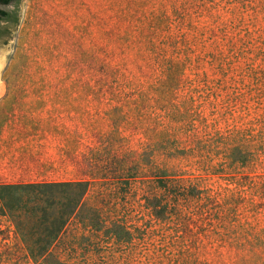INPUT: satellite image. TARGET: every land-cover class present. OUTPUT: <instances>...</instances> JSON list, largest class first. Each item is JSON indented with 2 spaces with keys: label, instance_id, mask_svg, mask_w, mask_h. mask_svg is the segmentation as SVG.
<instances>
[{
  "label": "rangeland",
  "instance_id": "1",
  "mask_svg": "<svg viewBox=\"0 0 264 264\" xmlns=\"http://www.w3.org/2000/svg\"><path fill=\"white\" fill-rule=\"evenodd\" d=\"M0 67V184L146 176L163 159L200 177L201 138L264 117V0H22ZM139 182L93 185L87 216L136 220ZM242 223L244 246L209 245L199 262L264 264V214ZM0 231V264H34L8 218Z\"/></svg>",
  "mask_w": 264,
  "mask_h": 264
},
{
  "label": "trees",
  "instance_id": "2",
  "mask_svg": "<svg viewBox=\"0 0 264 264\" xmlns=\"http://www.w3.org/2000/svg\"><path fill=\"white\" fill-rule=\"evenodd\" d=\"M201 139L200 155L189 162L200 177L163 159L146 176L142 168H121L85 180L0 184V217L13 224L34 264H201L209 245L244 246L242 222L264 214V117L244 130ZM213 176L231 184L209 188ZM137 181L136 220L129 213L105 218L98 208L87 216L93 185L111 193L123 186L128 193ZM73 224L81 232L68 240ZM5 235L0 231V244Z\"/></svg>",
  "mask_w": 264,
  "mask_h": 264
},
{
  "label": "flooded vegetation",
  "instance_id": "3",
  "mask_svg": "<svg viewBox=\"0 0 264 264\" xmlns=\"http://www.w3.org/2000/svg\"><path fill=\"white\" fill-rule=\"evenodd\" d=\"M22 0H0V42L6 41L16 28L20 20V6Z\"/></svg>",
  "mask_w": 264,
  "mask_h": 264
},
{
  "label": "crops",
  "instance_id": "4",
  "mask_svg": "<svg viewBox=\"0 0 264 264\" xmlns=\"http://www.w3.org/2000/svg\"><path fill=\"white\" fill-rule=\"evenodd\" d=\"M47 182H59V181H47ZM27 183H41V182H27Z\"/></svg>",
  "mask_w": 264,
  "mask_h": 264
},
{
  "label": "bare ground",
  "instance_id": "5",
  "mask_svg": "<svg viewBox=\"0 0 264 264\" xmlns=\"http://www.w3.org/2000/svg\"><path fill=\"white\" fill-rule=\"evenodd\" d=\"M2 64V63H1ZM1 68V67H0ZM2 85V84H1ZM0 85V94H1V92H2V90H3V88H2V86Z\"/></svg>",
  "mask_w": 264,
  "mask_h": 264
}]
</instances>
